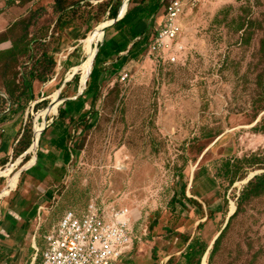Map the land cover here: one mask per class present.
Instances as JSON below:
<instances>
[{"label": "rangeland", "instance_id": "1", "mask_svg": "<svg viewBox=\"0 0 264 264\" xmlns=\"http://www.w3.org/2000/svg\"><path fill=\"white\" fill-rule=\"evenodd\" d=\"M167 1L0 0V264L93 202L129 210L117 264H264V0H183L177 59L137 55Z\"/></svg>", "mask_w": 264, "mask_h": 264}, {"label": "built area", "instance_id": "2", "mask_svg": "<svg viewBox=\"0 0 264 264\" xmlns=\"http://www.w3.org/2000/svg\"><path fill=\"white\" fill-rule=\"evenodd\" d=\"M183 5V0H168L164 5V18L156 32L146 35L149 56L157 54L163 60L177 59L175 52L181 53L183 48L178 43ZM144 40L145 36L138 37L136 42ZM129 77L128 72H123L121 81L126 82ZM132 241L129 210L101 211L93 202L84 214L76 210L64 213L42 236L41 246L34 243L36 252L31 264H117L126 257Z\"/></svg>", "mask_w": 264, "mask_h": 264}, {"label": "trees", "instance_id": "3", "mask_svg": "<svg viewBox=\"0 0 264 264\" xmlns=\"http://www.w3.org/2000/svg\"><path fill=\"white\" fill-rule=\"evenodd\" d=\"M158 8H159V4H154L153 6H151L149 8V11L148 10H144V12L146 13V11H148L147 15L150 16L151 14L153 15L155 12H157ZM117 9L116 8L113 9V11L111 13L112 17H114L116 15ZM135 16H136V12L133 9L129 10L128 13L126 14V17H128L130 19H132ZM148 39H149L148 36H145V40L143 42H141L142 46L139 47V49L136 52L137 55L144 50V48L146 46L145 44L148 41ZM126 46H127L126 44H123L121 46V48H125L126 49L127 48ZM134 47L135 46L133 45L132 48H134ZM120 51H122V50H119L118 53ZM132 55L134 56V54H132ZM99 58H100V55H98L96 57L94 68L92 70V73L90 74V84H89V87H88V91L93 90L94 85H96V83L101 81V78H100L101 75L99 73V69H98V65H97V63L99 61ZM77 100L76 101H72V100L65 101V107L64 108H60V110H59V117L65 118L69 114H73V113L79 114V113H81L83 111V109L85 108V99L82 98V99H77ZM62 126H64V125L62 124ZM67 133H68V130L64 128L63 131L58 136V139L54 140V141H58V144H56V146L58 148H62L64 150V157H63L64 161H68L69 158H70L69 152H68L67 148H65V145H64L65 144V137H67ZM192 255H193V250L191 252L187 253V257H191Z\"/></svg>", "mask_w": 264, "mask_h": 264}, {"label": "crops", "instance_id": "4", "mask_svg": "<svg viewBox=\"0 0 264 264\" xmlns=\"http://www.w3.org/2000/svg\"><path fill=\"white\" fill-rule=\"evenodd\" d=\"M159 14V13H158ZM157 14V15H158ZM152 18H153V21H154V14L152 15ZM133 20V19H132ZM131 20V21H132ZM137 27H138V25H137ZM143 33H141V34H139V35H142ZM126 47H128V48H121L120 50H122V51H120V54H123L124 53V51H128V50H130L131 48H132V45H128V46H126ZM92 73V72H91ZM10 122V123H9ZM6 124H9V126H6V132H4L5 133V135H4V137H3V140H4V142H6V143H11V142H13L14 141V139L16 138V134H17V130H18V125L15 127L14 126V124H13V122H11L10 120H8L7 122H5V125ZM58 125V123H56V125L55 126H57ZM56 139H58V137L57 138H52L50 141H54V140H56ZM54 145H55V147H57L56 146V144H58V141H55V142H52ZM6 150H8V149H6Z\"/></svg>", "mask_w": 264, "mask_h": 264}, {"label": "water", "instance_id": "5", "mask_svg": "<svg viewBox=\"0 0 264 264\" xmlns=\"http://www.w3.org/2000/svg\"><path fill=\"white\" fill-rule=\"evenodd\" d=\"M75 73H77V71H76ZM82 92H83V91H80V90H79V92H78V96H80V95L82 94Z\"/></svg>", "mask_w": 264, "mask_h": 264}, {"label": "bare ground", "instance_id": "6", "mask_svg": "<svg viewBox=\"0 0 264 264\" xmlns=\"http://www.w3.org/2000/svg\"><path fill=\"white\" fill-rule=\"evenodd\" d=\"M100 35V34H99ZM91 60V59H90Z\"/></svg>", "mask_w": 264, "mask_h": 264}]
</instances>
